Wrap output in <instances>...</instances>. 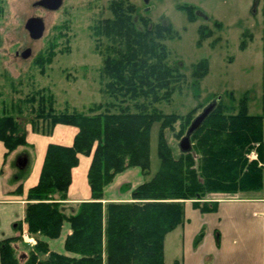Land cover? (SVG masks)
Segmentation results:
<instances>
[{
  "label": "trees",
  "instance_id": "1",
  "mask_svg": "<svg viewBox=\"0 0 264 264\" xmlns=\"http://www.w3.org/2000/svg\"><path fill=\"white\" fill-rule=\"evenodd\" d=\"M109 9L111 17L99 19L92 33L100 44L107 40L101 74L108 79L107 94L118 102L93 103L84 112L56 110L52 94L46 95L44 89L25 99L31 103L29 123L35 130L48 134L60 123L78 131L70 146H47L38 181L28 189L24 222L35 245H26L21 223H16L19 235L0 241V264H177L164 260V238L184 222L185 200L210 212L216 207V201L208 199L211 194L234 195L263 187L259 164L263 116L248 114L244 100L230 112L219 97L190 135L191 148L182 151L179 141L204 107L178 115L164 114L155 106L170 100L184 77L167 62L164 40L173 34L169 23L134 18L136 6L125 0L111 2ZM53 55L48 48L35 62L43 68ZM205 70L202 61L194 74L199 77ZM155 121L159 167L151 174L150 130ZM25 137V124L3 112L0 141L6 154L24 145ZM251 152L257 159L250 158ZM79 154L92 155L87 172L91 200L67 203L71 170ZM132 167L139 168L145 180L131 190L130 198L102 202L104 187ZM66 224L70 232L63 241L64 253L51 250L48 242L62 236Z\"/></svg>",
  "mask_w": 264,
  "mask_h": 264
},
{
  "label": "rangeland",
  "instance_id": "2",
  "mask_svg": "<svg viewBox=\"0 0 264 264\" xmlns=\"http://www.w3.org/2000/svg\"><path fill=\"white\" fill-rule=\"evenodd\" d=\"M34 1L0 0V115L13 114L21 124H30L31 103L25 99L39 89L52 94L58 111L86 112L93 103L114 101L106 92L108 79L101 74L107 40L100 44L92 27L111 17L109 4L115 0H63L54 11L35 7ZM125 1L136 6L134 18L167 22L172 29L164 40L167 62L184 77L170 100L155 104L164 114L185 115L220 97L230 112L244 100L248 114L264 115V0ZM31 16L45 23L37 40L24 27ZM27 47L29 57L15 54ZM48 48L53 58L41 68L35 58ZM202 61L206 70L196 77V65ZM158 128L155 121L150 130L151 174L159 167Z\"/></svg>",
  "mask_w": 264,
  "mask_h": 264
},
{
  "label": "crops",
  "instance_id": "3",
  "mask_svg": "<svg viewBox=\"0 0 264 264\" xmlns=\"http://www.w3.org/2000/svg\"><path fill=\"white\" fill-rule=\"evenodd\" d=\"M25 129L26 143L7 154L0 141V241L19 235L16 223H21L22 228L26 225V195L38 181L47 146L52 143L70 146L78 131L75 126L60 123L48 134L35 130L31 124L25 125ZM78 157L77 165L71 170L67 203L91 200L87 172L92 155L79 154ZM260 163L263 168L261 190L234 195L211 194L208 199L216 201V207L210 212H201L193 206L192 200L184 201V222L164 238L166 263L264 264V138ZM144 180L137 167L119 172L104 187L102 202L128 200L131 190ZM18 187L20 192H15ZM68 232L70 228L66 224L62 236L48 242L50 249L64 253L63 241ZM199 232L203 233L195 244Z\"/></svg>",
  "mask_w": 264,
  "mask_h": 264
},
{
  "label": "water",
  "instance_id": "4",
  "mask_svg": "<svg viewBox=\"0 0 264 264\" xmlns=\"http://www.w3.org/2000/svg\"><path fill=\"white\" fill-rule=\"evenodd\" d=\"M62 3L63 0H36L32 3V5L35 7H42L47 10L54 11L59 9ZM24 27L27 30L29 37L33 40L40 39L45 31L44 20L39 16H31L27 18L24 23ZM15 54L20 55L22 58H27L31 54V49L27 47L20 53L17 51ZM214 105L215 102L209 103L193 118L185 136L182 137L179 141V148L182 151H188L191 148L190 135L200 127L205 118L213 109Z\"/></svg>",
  "mask_w": 264,
  "mask_h": 264
},
{
  "label": "built area",
  "instance_id": "5",
  "mask_svg": "<svg viewBox=\"0 0 264 264\" xmlns=\"http://www.w3.org/2000/svg\"><path fill=\"white\" fill-rule=\"evenodd\" d=\"M249 156L252 159H257V154L255 152H251ZM259 164L261 165L260 162ZM21 237L25 242L35 244V240L33 239V237L28 234L26 225L23 226V229L21 231Z\"/></svg>",
  "mask_w": 264,
  "mask_h": 264
}]
</instances>
